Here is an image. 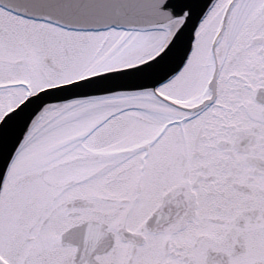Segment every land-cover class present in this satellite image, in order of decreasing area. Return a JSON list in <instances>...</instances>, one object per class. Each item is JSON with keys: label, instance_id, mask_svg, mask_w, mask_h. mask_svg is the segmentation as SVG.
<instances>
[{"label": "flooded vegetation", "instance_id": "1", "mask_svg": "<svg viewBox=\"0 0 264 264\" xmlns=\"http://www.w3.org/2000/svg\"><path fill=\"white\" fill-rule=\"evenodd\" d=\"M230 1L160 88L70 101L26 138L2 184L5 264H264V0H234L212 51ZM88 37L0 7V113Z\"/></svg>", "mask_w": 264, "mask_h": 264}, {"label": "water", "instance_id": "2", "mask_svg": "<svg viewBox=\"0 0 264 264\" xmlns=\"http://www.w3.org/2000/svg\"><path fill=\"white\" fill-rule=\"evenodd\" d=\"M213 1L0 0L1 5L17 13L82 29L156 28L175 24L168 42L151 58L44 88L6 113L0 120V186L20 143L45 110L86 96L152 89L177 71L189 52L198 21Z\"/></svg>", "mask_w": 264, "mask_h": 264}, {"label": "rangeland", "instance_id": "3", "mask_svg": "<svg viewBox=\"0 0 264 264\" xmlns=\"http://www.w3.org/2000/svg\"><path fill=\"white\" fill-rule=\"evenodd\" d=\"M167 32H169V30ZM167 32L165 29L149 31L108 29L105 31L88 33L86 35L89 36V39L85 50L81 51V53L75 57L74 62L70 64V67L65 70L63 69L62 72L56 74V77H54L55 75L53 74H47L48 69L45 66V62L41 61L39 67H45L47 69H44V74L35 75L32 73L29 75V73H26V75L23 76L22 81L25 83L27 92H30L32 89L46 85L47 82H51L52 80L53 83L63 82L86 75L92 71L102 70L103 68L123 63L129 59H143L153 54V52L159 48ZM208 38H210V36ZM34 65L37 66L36 64ZM27 71L29 72L31 70L27 69ZM11 104L4 103L2 108L6 109ZM74 108V106H71L69 110ZM61 110L62 109H55L54 111L52 110V113H66L68 108L67 111H65L66 108H63L64 112H61ZM1 114L2 113H0V116ZM40 131L41 126H37L32 133L33 135H36ZM38 148V151L35 150L37 157L50 158L52 156L53 150L51 151L50 145H42ZM33 150L32 153L35 154ZM19 158L20 156H17L13 164L17 162ZM42 163V165H46V163L49 162L43 161ZM0 200V204H2V197Z\"/></svg>", "mask_w": 264, "mask_h": 264}]
</instances>
